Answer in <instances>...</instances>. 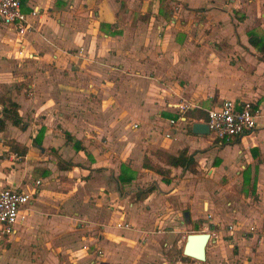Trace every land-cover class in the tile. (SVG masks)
Returning a JSON list of instances; mask_svg holds the SVG:
<instances>
[{
	"label": "crops",
	"instance_id": "1",
	"mask_svg": "<svg viewBox=\"0 0 264 264\" xmlns=\"http://www.w3.org/2000/svg\"><path fill=\"white\" fill-rule=\"evenodd\" d=\"M21 7L36 10L31 30L18 36L0 23V40L11 45L8 58L0 50V95L18 103L24 123L7 119L0 130V166L16 158L40 174L21 185L0 168V188L35 187L11 246L0 244V264H264V58L247 37L259 16L264 31V0H21ZM192 26L203 45L183 40ZM224 98L257 104L255 128L229 141L193 132L192 122H205L206 109ZM180 103L189 108L181 113ZM198 109L203 117L188 115ZM9 140L26 153L10 150ZM182 150L193 156L189 167L168 163ZM122 165L132 178L120 180ZM129 184L134 193L152 190L130 202L131 212L111 210L110 198ZM128 213L136 221L117 227ZM190 232L210 233L204 260L183 254ZM174 248L181 253L170 257Z\"/></svg>",
	"mask_w": 264,
	"mask_h": 264
},
{
	"label": "built area",
	"instance_id": "2",
	"mask_svg": "<svg viewBox=\"0 0 264 264\" xmlns=\"http://www.w3.org/2000/svg\"><path fill=\"white\" fill-rule=\"evenodd\" d=\"M29 14L35 15L36 10L32 9L30 13L24 11L21 7V0H0V23L11 29L18 36L31 30L33 24L30 21ZM17 42H21L17 39ZM21 46V44H19ZM19 53L22 49L20 48ZM173 106V103H168ZM181 113L189 108L188 103L176 104ZM194 106V104H193ZM207 118L205 122L208 125L209 133L220 140L229 141L233 137L252 131L257 125L258 117L261 114L260 107L251 100H243L241 103L235 99L224 98L218 105L206 109ZM186 120V116H181ZM176 119L170 118L169 123L174 124ZM137 126V123H134ZM170 136V132L165 133ZM16 153L10 154L15 156ZM40 180H35L34 184H39ZM35 192L22 190L21 188L6 185L0 188V244L10 240V237L16 232V225L23 219L22 210L29 202L31 195ZM119 227H130L129 222L117 223ZM227 229L233 231L236 229L234 224H228ZM255 227L251 225L247 229H241L242 234L247 231H254ZM239 230V229H238ZM102 251L97 250L100 257Z\"/></svg>",
	"mask_w": 264,
	"mask_h": 264
},
{
	"label": "rangeland",
	"instance_id": "3",
	"mask_svg": "<svg viewBox=\"0 0 264 264\" xmlns=\"http://www.w3.org/2000/svg\"><path fill=\"white\" fill-rule=\"evenodd\" d=\"M239 11H240V13L244 14V11L241 8H239ZM259 18L262 19V16H259L258 19ZM258 19H255L253 21L254 23H252L251 26L252 27L253 26L256 27V29L258 31H261V30H263V27L260 26L259 23H261V22H259L260 20H258ZM189 32H191L190 33V37L184 36V38H183V40L187 41L186 45H191V46L203 45V41L197 40V31H196L194 26L191 27ZM176 33H177L178 36H181V34L182 35L184 34V33H182V31L181 32H176ZM4 39H6V38L5 37H1V40H0V50L5 51L4 56L1 57L2 59L9 57V56H7L8 52H9L8 48L11 46L9 44V41L4 40ZM3 47L6 48V50ZM80 50H82V49H80ZM79 52H82V51H79ZM17 58H20V59L17 60ZM23 59H24V56L22 54V56L14 57V59L12 61L14 62V64L18 65V64H22L23 63ZM6 87H8V86L7 85L3 86V89L6 90ZM37 152H38V150H37ZM6 158L9 159V156L8 157L6 156ZM6 163L7 164H5L4 166H3V164L0 166L1 170H3V172H5L7 174V176H8V174L11 173L9 171V170H11L16 175V179H17V181H19L21 183V185H24L26 182L30 181L31 179L34 180V179H36V177H39L40 173H39L38 170L37 171L33 170L34 166H32V167L30 165L26 166V164H24L19 159H16V158L9 159V161H7ZM151 181H152L151 179H146L145 183L138 182V183H136L134 185V187H137V185L144 186L145 184H150ZM189 184L192 187L191 183H189ZM130 187H133V186L131 184H129L128 186L126 185V186H123L122 188H120V190H121L120 195L118 197L115 195L114 199L110 198V201L108 202L107 206H110V209L113 210V211L116 210L115 208L121 209L122 212H123L124 209L128 210V208H129L130 212H131V210H135V208H136L135 203H133L131 206H129L130 202L134 201V198H135V193H134V189L135 188L132 190ZM181 189H183V188H181ZM188 189H190V188H188ZM31 190L32 189H29V191H31ZM105 191L108 192L109 190L107 188H105ZM190 192L191 191H189V193ZM124 197H125V199H123ZM136 205H137V203H136ZM185 209L186 208H184L183 211ZM204 209H206V207H204ZM118 216L120 218V215H118ZM205 216H207V214ZM179 217H180V219L182 221L184 220L182 211L180 212ZM131 218H133V217L131 215H129V213H128V214H126L125 218L121 219L122 221H116L115 225L117 226V223H119V222L123 223L125 221H128L129 223L130 222L132 223V222L136 221L134 218L133 219H131ZM124 219H125V221H124ZM187 232H189V231H187ZM184 233H186V230L184 231ZM10 244L11 243L8 242V241L4 242V243H1V247L8 249L11 246ZM174 249L175 250H171V252L169 253L170 257L174 256L175 254L180 255L181 248H174ZM0 260H1V257H0Z\"/></svg>",
	"mask_w": 264,
	"mask_h": 264
},
{
	"label": "trees",
	"instance_id": "4",
	"mask_svg": "<svg viewBox=\"0 0 264 264\" xmlns=\"http://www.w3.org/2000/svg\"><path fill=\"white\" fill-rule=\"evenodd\" d=\"M247 37L248 42L254 46L260 53V58H264V31H258L256 27H252L247 30ZM0 130L5 127L6 120L9 119L12 121L13 124L20 125L21 127L24 126L23 120L21 115L18 111V103L12 99L9 93H4L0 95ZM188 114V113H187ZM188 115L195 116L196 118L203 117V110L198 109L197 114L194 112H189ZM43 130L41 129L34 137L33 143L40 144L42 138ZM66 139L72 140V136L66 133ZM76 141H74L75 143ZM10 150L17 151L20 156H23L27 151V146L20 144L17 141L9 140ZM76 144V143H75ZM168 163L172 165H180L183 168L189 167L190 164L193 162V156L191 154H186V151L182 150L177 155H168L167 156ZM157 171L162 174H167V169L163 167H156ZM128 167L126 165H122L121 173L119 174L120 180H126L132 178L130 173H128ZM152 190V187H148L145 189H137L135 191L136 199H140L143 197L145 192Z\"/></svg>",
	"mask_w": 264,
	"mask_h": 264
},
{
	"label": "water",
	"instance_id": "5",
	"mask_svg": "<svg viewBox=\"0 0 264 264\" xmlns=\"http://www.w3.org/2000/svg\"><path fill=\"white\" fill-rule=\"evenodd\" d=\"M191 129L196 133H208L209 128L204 121H193L191 124ZM184 217L189 220V212H184ZM209 232H190L186 235L182 252L185 255L194 257L199 260L205 259V249L206 244L209 240Z\"/></svg>",
	"mask_w": 264,
	"mask_h": 264
}]
</instances>
